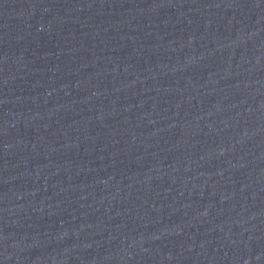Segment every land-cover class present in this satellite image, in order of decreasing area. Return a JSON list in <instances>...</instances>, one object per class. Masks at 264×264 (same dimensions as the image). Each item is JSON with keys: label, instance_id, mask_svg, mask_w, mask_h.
<instances>
[{"label": "water", "instance_id": "obj_1", "mask_svg": "<svg viewBox=\"0 0 264 264\" xmlns=\"http://www.w3.org/2000/svg\"><path fill=\"white\" fill-rule=\"evenodd\" d=\"M0 264H264V0H0Z\"/></svg>", "mask_w": 264, "mask_h": 264}]
</instances>
